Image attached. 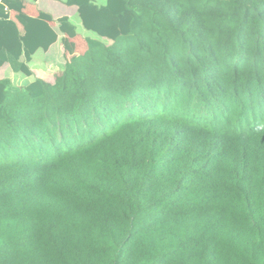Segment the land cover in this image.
<instances>
[{"label":"trees","instance_id":"obj_1","mask_svg":"<svg viewBox=\"0 0 264 264\" xmlns=\"http://www.w3.org/2000/svg\"><path fill=\"white\" fill-rule=\"evenodd\" d=\"M1 2L19 72L58 37ZM66 4L110 45L0 81V264H264V0Z\"/></svg>","mask_w":264,"mask_h":264},{"label":"crops","instance_id":"obj_2","mask_svg":"<svg viewBox=\"0 0 264 264\" xmlns=\"http://www.w3.org/2000/svg\"><path fill=\"white\" fill-rule=\"evenodd\" d=\"M2 0H0V3ZM10 6L6 7L10 20L13 21L19 31L20 40L26 42L30 36L21 25L20 17H29L46 22L57 34V41L47 50H38L29 61L22 56V68L19 72L9 63L0 67V81L11 80L18 88L34 83L36 80H44L51 85L61 78L68 64L73 63L78 57L86 54L89 49L88 40L104 41L107 45L110 42L100 39L94 32L87 30L80 18L76 6H68L66 0H12ZM99 6H104L106 0H94ZM61 19H68V22L75 28L76 36L71 38L60 31ZM74 45L73 53H70L64 40ZM6 52L13 51L16 45L13 42H5Z\"/></svg>","mask_w":264,"mask_h":264}]
</instances>
